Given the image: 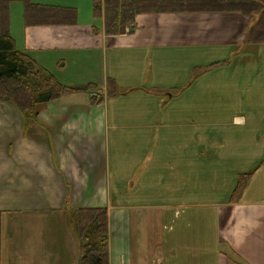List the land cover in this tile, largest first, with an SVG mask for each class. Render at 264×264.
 <instances>
[{"label":"crops","instance_id":"1","mask_svg":"<svg viewBox=\"0 0 264 264\" xmlns=\"http://www.w3.org/2000/svg\"><path fill=\"white\" fill-rule=\"evenodd\" d=\"M30 1L75 8L77 22L27 26L12 1L16 48L86 91L38 105L30 121L0 103V264H77L79 208H106L109 264H264V42L247 41L253 22L150 13L108 35L91 0L84 15ZM188 78L203 91L179 118ZM144 191L162 193L144 203Z\"/></svg>","mask_w":264,"mask_h":264},{"label":"trees","instance_id":"2","mask_svg":"<svg viewBox=\"0 0 264 264\" xmlns=\"http://www.w3.org/2000/svg\"><path fill=\"white\" fill-rule=\"evenodd\" d=\"M12 1L23 2L27 26L74 24L77 10L36 4L30 0H0V102L15 107L24 121H30L37 118L38 105L86 90L64 86L40 67L29 53L16 48L6 27L7 9ZM91 4L94 18L103 19L104 31L108 35L125 34L127 29L131 33L139 14L237 12L249 19L259 15L248 29L247 41L264 42V0H91ZM219 64L197 67L193 72L198 75ZM110 91V95L122 93L116 91L114 85ZM249 177V174L239 176L232 199L241 195ZM70 215L80 245L77 264H109L106 208H79L72 210Z\"/></svg>","mask_w":264,"mask_h":264},{"label":"rangeland","instance_id":"3","mask_svg":"<svg viewBox=\"0 0 264 264\" xmlns=\"http://www.w3.org/2000/svg\"><path fill=\"white\" fill-rule=\"evenodd\" d=\"M69 5H72V6H78L80 11H81V14L84 15V11L86 10H89V4L87 5V2H89V0H65ZM18 4H20L18 2ZM86 5V7H85ZM259 15L253 17L251 20V22H254L256 19H258ZM126 33H128V31H126ZM251 52H247V51H243L242 54H249ZM253 54V52H252ZM193 79L191 78H188L186 80V86H185V95H181L180 97H177L176 98V101L177 102V108H178V115H179V118H181V114L182 112L184 111V109H186V113H187V109H189L188 105H187V102H188V98H195V97H198L197 94H200L202 93L203 89L201 90H198L197 92L195 90H190L191 88V85L193 83ZM98 95V94H97ZM202 95V94H201ZM1 103V102H0ZM198 113V112H197ZM234 115H239V111L235 112ZM199 121L197 120V128H198V123ZM172 131V129H170L169 131H167V129H164V133L165 134H170ZM203 135V133H201V136ZM230 166H234V165H230ZM162 192H154V191H144V192H138L137 195L140 196L142 195V198L146 199V200H143L142 202L144 203H156V199H157V196L159 194H161ZM148 196L151 200H148Z\"/></svg>","mask_w":264,"mask_h":264}]
</instances>
